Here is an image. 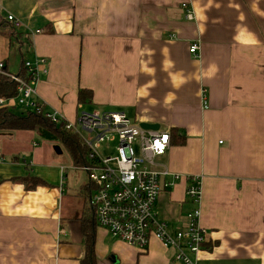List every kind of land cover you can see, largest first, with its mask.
<instances>
[{
	"label": "crops",
	"instance_id": "1",
	"mask_svg": "<svg viewBox=\"0 0 264 264\" xmlns=\"http://www.w3.org/2000/svg\"><path fill=\"white\" fill-rule=\"evenodd\" d=\"M22 56L46 60L36 90L49 112L75 121L89 103L180 129L185 142L154 159L173 183L159 218L184 223L198 175L209 238L197 263L264 264V0H0V64L18 74ZM31 132H0V264H80L88 207L69 211L68 167L42 159ZM18 145L30 159L10 160ZM28 175L43 183L13 179ZM95 235L98 264H182L157 239L143 250L98 225Z\"/></svg>",
	"mask_w": 264,
	"mask_h": 264
},
{
	"label": "built area",
	"instance_id": "2",
	"mask_svg": "<svg viewBox=\"0 0 264 264\" xmlns=\"http://www.w3.org/2000/svg\"><path fill=\"white\" fill-rule=\"evenodd\" d=\"M184 7H187L185 4ZM189 9L187 18L193 19ZM13 27L20 28L21 20L8 15ZM199 42L190 45L189 51L197 55ZM46 60H26L28 77L9 73L0 64V73L9 76L18 84V96L0 97V107L14 106V100L26 108L44 112L56 123L64 122V127L79 135L89 149L90 163L79 166L89 175L92 185L90 205L94 209L97 225L113 237L139 249H147L151 240L157 239L169 250L173 258L182 264H198V256L204 249L209 230L201 224V177H189L187 196L194 207L186 214L184 223L173 228L159 218L157 202L163 189L172 186L164 181L167 169L154 167L155 157L165 153L170 146L169 131H152L141 127L121 111L80 112L76 121L68 120L63 114L49 112L45 103L37 96L36 82L46 68ZM206 90H203V96ZM204 106L208 107L206 96ZM116 141V153L102 155L98 148L104 141ZM139 143L140 154L135 150Z\"/></svg>",
	"mask_w": 264,
	"mask_h": 264
},
{
	"label": "trees",
	"instance_id": "3",
	"mask_svg": "<svg viewBox=\"0 0 264 264\" xmlns=\"http://www.w3.org/2000/svg\"><path fill=\"white\" fill-rule=\"evenodd\" d=\"M14 29L15 28L13 27ZM25 56H22V70L19 75L28 77L27 68L25 65ZM18 84L9 76L0 73V97L15 98L18 96ZM92 93L87 88H80L78 91V101L86 103L90 100ZM19 130H29L37 133L41 139L47 142H59L67 150L72 162V166H81L90 163L92 159L89 157V149L83 143L79 135L64 127V122L56 123L51 118L47 117L44 112H37L36 110H29L24 113H16L13 106L0 107V132H13ZM180 129L172 128L169 131L171 142L182 144L186 140V135ZM13 162H20L22 158L18 155L13 156ZM25 184L27 189L37 187L43 181L36 176H24L13 178ZM92 185H86L84 194L90 199ZM90 194V195H89ZM82 232L86 237V249L80 264H98L95 251V228L97 225L94 209L91 206L84 208L82 216Z\"/></svg>",
	"mask_w": 264,
	"mask_h": 264
},
{
	"label": "rangeland",
	"instance_id": "4",
	"mask_svg": "<svg viewBox=\"0 0 264 264\" xmlns=\"http://www.w3.org/2000/svg\"><path fill=\"white\" fill-rule=\"evenodd\" d=\"M13 105H14L13 110L18 114L31 110L30 108H26V107L20 105L18 103V101H16V100H14ZM94 109H98V111H103L102 108H95L94 106H91L89 103L85 105L83 111H86V112L97 111ZM132 119L135 120V118H132ZM28 134H33V138L38 142L39 150L43 151V152H41V158L42 159L53 158L54 159L53 161L55 163L65 165L68 167V169L66 170V172H67V181H66L67 183L66 184H67L68 190L70 192L75 191L74 196H71V195L66 196V201L70 202L69 204H67V208H71L69 211L71 213H73L74 208L79 206V205H85L86 207L91 206L89 197L87 198L86 195L84 194L85 189H86V185H87V183H89L88 173L85 170H82L81 168H79L78 166H76V167L72 166L73 164L71 162L69 154H68L67 150L65 149V147L61 143H59V142H47V141L41 139V137L35 132L34 133L31 132ZM116 144H117L116 141L106 140V141L101 143L98 150L100 151V153L102 155H108V154L113 155L116 153ZM4 145L5 144H3V142H0V147H3ZM49 145H51V147L53 148L52 151H50V149L48 147ZM7 146H9V145L7 144ZM18 147L20 148L19 145H18ZM135 150H136L137 154H140L138 142L135 143ZM13 153H15L16 155L17 154L20 155L19 157L22 158V161L24 159L28 160L31 157V155L29 153L27 154V152H24V150H22L21 148L18 151L13 152ZM5 154H6L7 158L9 159L11 154H8L7 152Z\"/></svg>",
	"mask_w": 264,
	"mask_h": 264
},
{
	"label": "water",
	"instance_id": "5",
	"mask_svg": "<svg viewBox=\"0 0 264 264\" xmlns=\"http://www.w3.org/2000/svg\"><path fill=\"white\" fill-rule=\"evenodd\" d=\"M140 125L144 129H148V130H152V131H157L161 127L159 123H153V122H147V121H141Z\"/></svg>",
	"mask_w": 264,
	"mask_h": 264
}]
</instances>
